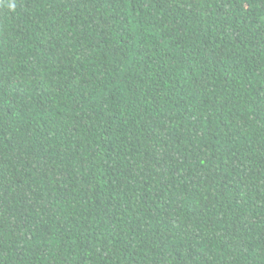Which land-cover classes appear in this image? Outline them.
I'll use <instances>...</instances> for the list:
<instances>
[{"label":"trees","instance_id":"16d2710c","mask_svg":"<svg viewBox=\"0 0 264 264\" xmlns=\"http://www.w3.org/2000/svg\"><path fill=\"white\" fill-rule=\"evenodd\" d=\"M0 264H264V0H0Z\"/></svg>","mask_w":264,"mask_h":264},{"label":"clouds","instance_id":"9594fccd","mask_svg":"<svg viewBox=\"0 0 264 264\" xmlns=\"http://www.w3.org/2000/svg\"><path fill=\"white\" fill-rule=\"evenodd\" d=\"M12 7L14 8V5H12Z\"/></svg>","mask_w":264,"mask_h":264}]
</instances>
